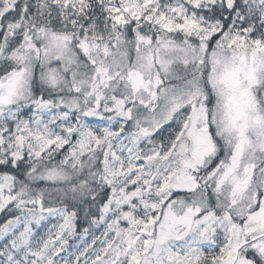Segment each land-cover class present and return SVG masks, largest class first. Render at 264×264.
Segmentation results:
<instances>
[{"label": "snow or ice", "instance_id": "snow-or-ice-1", "mask_svg": "<svg viewBox=\"0 0 264 264\" xmlns=\"http://www.w3.org/2000/svg\"><path fill=\"white\" fill-rule=\"evenodd\" d=\"M0 213V264H264V0H0Z\"/></svg>", "mask_w": 264, "mask_h": 264}, {"label": "trees", "instance_id": "trees-1", "mask_svg": "<svg viewBox=\"0 0 264 264\" xmlns=\"http://www.w3.org/2000/svg\"><path fill=\"white\" fill-rule=\"evenodd\" d=\"M3 213H0V223L3 222ZM57 223L54 219H49L45 221V228L41 229L39 231L40 236H46L47 229L51 225ZM87 225L84 224L81 221H77V229H76V234L72 237L68 238V246H67V251L66 252H61L59 254V257H55L56 259H59L60 257H65L68 256L70 257L73 261L75 260V255L79 254V251L83 250V247L86 245L92 244V240L94 237H100V240L97 241V243L93 246L92 249H90L89 253L87 254V257H91L94 259L93 252L98 250V248H101L103 246V238L101 236V233L104 231V227L106 226H100V227H93L90 229L88 234L86 235H81V232L83 231V228L86 227ZM122 227L126 226L125 224H121ZM79 250V251H78ZM84 259L85 257L81 258V264H84ZM61 264H63V261L61 260Z\"/></svg>", "mask_w": 264, "mask_h": 264}, {"label": "rangeland", "instance_id": "rangeland-1", "mask_svg": "<svg viewBox=\"0 0 264 264\" xmlns=\"http://www.w3.org/2000/svg\"><path fill=\"white\" fill-rule=\"evenodd\" d=\"M102 238H103V241H104L105 238H104L103 236H102ZM99 249H100V248H98V250H99Z\"/></svg>", "mask_w": 264, "mask_h": 264}]
</instances>
